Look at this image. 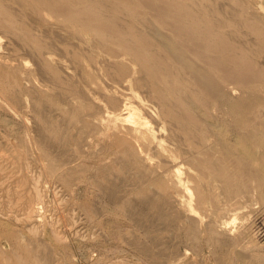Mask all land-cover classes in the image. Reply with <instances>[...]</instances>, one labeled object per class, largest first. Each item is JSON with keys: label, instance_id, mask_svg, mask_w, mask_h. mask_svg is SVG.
Segmentation results:
<instances>
[{"label": "bare ground", "instance_id": "obj_1", "mask_svg": "<svg viewBox=\"0 0 264 264\" xmlns=\"http://www.w3.org/2000/svg\"><path fill=\"white\" fill-rule=\"evenodd\" d=\"M14 3L18 5L19 9L13 6ZM260 11L257 8V0H0V32L5 35L1 34L4 37L10 36V40L13 37L19 41L20 46L15 49V53L26 48L30 54L39 57L44 56L45 53L52 54L53 46L41 39L44 35L35 30L39 33L38 35H41L40 38L34 32L33 25L26 20L27 17H35L38 22L42 23L45 21V17L50 15L58 22L62 21L68 29L71 28L69 31H71L72 37L89 45L88 49L91 50V53L88 52L87 45H85L87 51L81 53L79 49L73 50L70 59L72 58V62H75L76 66L85 72V75L91 73V68L98 67V77L107 82L105 86H102V83L99 85L96 76H93L91 80L96 84L97 92L106 93V95L104 94L105 106L99 103L98 106L97 103L95 104L96 108H100V111L97 109L99 112L97 111L95 116L102 115L101 120L108 131L109 141L105 145L106 151L120 155L117 160L123 157L127 166L130 165L136 169L144 168L145 176L149 177L145 180L151 181L150 184L156 187L158 192L161 193L162 190L168 191L169 189L170 192L168 191L167 195L172 192L175 196H185L184 199L187 197L189 202L195 206L210 205L214 216L223 209L229 208L228 206L231 207L230 209L233 208V211H240L239 207L234 209L233 206H239L240 194L246 190L250 191L256 180L258 188L261 183L263 184L261 181L264 174L261 175L262 173L255 169L258 163L254 153L256 147L264 149V118H257V109L262 102L260 93L264 88V64L260 63L261 60L258 62V56L264 51V23ZM49 41L51 40L49 39ZM65 45L63 43L61 46ZM56 48L58 47L56 46ZM81 48L84 46L82 45ZM68 53H70L69 50L65 55L69 56ZM99 60L102 61L100 66H98ZM45 67L52 68L49 64L43 68ZM60 77L61 75L59 79ZM68 79L64 81H68ZM71 79L72 82L76 80ZM55 81L53 82L55 83ZM78 82L80 81L78 80ZM63 84L65 83H61L62 86ZM91 85L93 86L90 84V87ZM69 86L71 87L72 84ZM67 87L64 88L67 89ZM78 87L77 89H80ZM9 89L7 88V90ZM70 89L73 91L72 87H68L67 90ZM238 91L239 94H235ZM41 101L39 99V105L37 102V106L40 108H42ZM72 101L74 100L72 99ZM83 101L85 104L84 99L80 102ZM86 101L89 100L86 98ZM52 102L54 103L55 99ZM74 103L76 104V102ZM87 103L89 104V102ZM61 104L60 106L56 104L54 107L62 108ZM33 106L36 105L33 104ZM66 106L68 108L67 103ZM69 109L64 110L68 112ZM64 114L68 117L65 112ZM69 114L71 113L69 112ZM40 115L39 117H41ZM44 117L48 118L47 115ZM65 119L63 122L68 120L65 123L67 127L69 119ZM73 121L71 119L70 122L76 125L77 121ZM72 123L68 124L70 130ZM85 125L83 123L80 125V127L83 126V131ZM51 127L52 124L47 127V130L50 131ZM54 127L56 128V125ZM58 130L59 128L56 129V131ZM90 130L94 131L95 129L90 127ZM160 130L164 131L161 140L157 135ZM90 132L88 131V134ZM50 133L52 132L50 131ZM67 133L68 136L69 133ZM91 134L94 133L91 132ZM95 134H98L97 131ZM57 136L59 137V134ZM80 136L83 137V135ZM260 160L259 162H261ZM53 164L56 170L58 164ZM262 164L264 165V162H261L260 166ZM48 165L50 164L48 163ZM47 169L51 170V167ZM26 172L28 171L26 170ZM53 172H55L54 169ZM251 179L254 181L250 187ZM254 189L253 191H255ZM252 192L251 195H254ZM260 192L262 193V190ZM35 195L37 196L36 192ZM32 196L31 198L34 199ZM170 196L172 195L170 194ZM31 198L26 200V203L31 201ZM38 200L36 201L39 204L43 202V200ZM30 204L27 206L30 207ZM32 205L35 208V204ZM252 205L255 204L252 203ZM243 210L242 208L241 211ZM30 211L28 212L30 213ZM233 211L229 210L231 213ZM223 215L222 217H228L226 213ZM215 218L217 221V217ZM234 218L235 216L232 219ZM229 221L222 218L225 225ZM7 227L6 229H8ZM34 230L36 231L35 228ZM20 240L22 239L20 238ZM23 247L25 250L22 252L23 250L21 251L20 248V253L10 250L13 253L8 254L6 260L2 258L3 251L1 250L0 264H42L40 262L42 260L39 261L36 257L41 253L38 252L39 254L33 256L35 252L32 248H30L33 251L31 254L28 248ZM37 247L39 248V245Z\"/></svg>", "mask_w": 264, "mask_h": 264}, {"label": "rangeland", "instance_id": "obj_2", "mask_svg": "<svg viewBox=\"0 0 264 264\" xmlns=\"http://www.w3.org/2000/svg\"><path fill=\"white\" fill-rule=\"evenodd\" d=\"M13 6L19 9L17 4L14 3ZM257 8L259 11L261 10L260 14L263 16L264 23V0H257ZM34 18L27 17L26 20L33 25L37 35L39 33L44 35L42 38L41 35H38L43 41L46 40L45 42L53 46L52 54L45 53L47 58L45 55L35 57L26 48L27 53L24 49L19 50L21 53H15V49L20 46L19 41L13 37H11V41L10 36H7L9 38L4 37L5 35L0 32V83L2 84L4 81L2 85L0 84V95L2 96H0V163L2 162L0 164V229L2 232H0V246H3L0 247V260L2 258L6 260L7 255L14 251L20 253V248L24 252L23 246H25L30 250L26 249V251L28 250L31 254L33 253L32 249L34 250L33 256L41 253L36 257L39 261L42 260L40 261L42 264H264V165L260 166L261 162H264V149L254 148L255 160L258 163L256 165L259 166H255V169L262 173L261 182L263 184L260 185L259 182L260 187L258 188V181L256 180L254 183V180L251 179L249 186L252 182L253 185L252 189L251 186L249 187V190L251 189L252 192L256 186L253 191L255 193L252 192L254 195L246 190L245 194L249 193L250 195L245 196L244 192L241 193L239 197L242 199H238L239 206L233 205L234 209L239 207L241 210L243 208V211H233V208L230 209L231 207L228 205L229 208L223 209L224 212L227 210L226 215L228 217L230 215L231 220L235 221H229L230 218L225 217L223 211L213 216L210 205L195 206L189 202L187 197L184 199L185 196H175L172 192L167 195L169 189L168 191L164 189L161 193L158 192V189L150 184L151 181L145 180L149 177L145 176L144 168L136 169L130 165L127 166L123 157L117 160L120 155L111 151L107 152L105 149V145L109 141L108 131L101 120L102 115L100 114L101 116L98 117L95 115L100 109L96 108L98 103L105 104L104 94L106 95V93L97 92V86L91 80L93 76H96L99 85L102 83V86H105L107 82L98 77V67L91 68V73L85 75V72L76 66L75 62H72V58L70 59L73 50L79 49L81 53L88 50L91 53V50L88 49L89 45L73 38L69 31L71 28L68 29L62 21L58 22L50 15H47L42 23ZM62 42L67 46L62 47ZM78 45L81 47L83 45L84 48H79ZM85 45H87V50ZM23 50L24 52H22ZM68 50L70 55L66 54L67 57L65 53ZM262 53L261 58L258 56V62L261 60L260 63L264 64V54L262 55ZM42 64L44 66L49 64L52 68L45 67L47 68L45 69ZM101 64L102 61L99 60L98 66ZM47 71H50V74ZM60 72L61 74H59ZM53 76L59 82L55 81ZM65 76L76 79L77 82L79 80L81 83L78 82V85L77 82H72V79ZM67 79L68 81H64ZM68 82H72L70 84L75 92L71 89L67 90L68 87L71 88ZM61 83L65 84L62 86ZM6 84L11 85H7V87ZM73 84L75 87L81 85L84 87L82 90V86L77 89ZM90 84L93 86L90 87ZM2 87L6 89L3 90ZM9 91L12 93L10 94ZM263 91L260 93L262 102L257 109V118H264ZM76 93L79 97L83 95L82 98L79 99ZM80 94L82 95L80 96ZM235 94H239V91ZM42 96L44 97L42 98ZM34 98L36 103H34ZM76 98L77 100H75ZM86 98L89 101H86ZM39 99L42 100V108L37 106V102L38 105L40 104ZM82 99L85 100V104L84 101L80 102ZM61 102L64 104L62 103V105ZM66 103L71 109L68 112L65 111L68 109ZM56 104L57 106L61 104L60 111L57 106H55L57 109L54 107ZM38 110L40 112H37ZM44 111L47 119L44 117L46 115H43ZM58 112H61V116L65 115L62 117L63 119ZM36 115L43 117L42 120ZM65 118L69 119V122L71 119L77 121H73L76 125L70 122L73 124H71V130L68 128L70 123L68 122L67 127L65 124L68 120L63 122L66 120ZM83 120V125L86 124L84 131L83 126L80 127ZM51 124L52 127L49 129L52 133L47 130ZM53 125H56V128ZM78 125L82 134L78 131ZM57 126L58 131H56ZM60 127H64L63 129L66 130H61ZM90 127L91 129L94 127L95 130H90ZM102 129L105 130L102 131ZM67 130L70 135L66 132ZM87 130L94 134L97 131L98 134H93L96 139L91 132L88 134ZM60 131L65 132L62 134ZM160 132H157V135L161 140L164 131L160 130ZM55 133H58L59 137L58 134L54 135ZM80 135H83L84 139ZM166 143L168 142L166 141ZM45 158H48L49 162ZM50 162L58 164L56 170L55 165L52 163L53 166ZM4 167L6 168L4 169ZM50 167L51 170L47 169ZM2 169L4 170L2 171ZM28 193L30 194L28 195ZM35 197L43 202L39 204ZM15 198L17 199L15 200ZM29 198H31L29 201L31 204L28 201L26 203V200H30ZM36 203L39 207L36 206ZM29 204L30 207L27 206ZM32 204H35L36 209ZM244 204L246 205L243 206ZM246 206L248 207L246 208ZM228 209L233 212H229ZM244 211L246 212L244 213ZM234 216L236 219H232ZM215 217H217V221ZM222 218L225 221L228 220L230 226L228 223L225 225ZM220 222L224 225L222 226ZM4 237L6 238L4 239ZM1 250L5 251L2 252V258ZM10 250L14 251L10 252Z\"/></svg>", "mask_w": 264, "mask_h": 264}]
</instances>
